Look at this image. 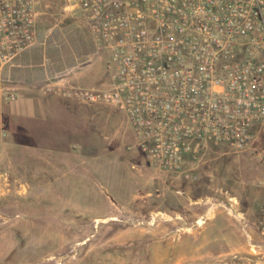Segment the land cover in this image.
Listing matches in <instances>:
<instances>
[{"label": "rangeland", "instance_id": "obj_1", "mask_svg": "<svg viewBox=\"0 0 264 264\" xmlns=\"http://www.w3.org/2000/svg\"><path fill=\"white\" fill-rule=\"evenodd\" d=\"M79 102L90 177L70 179L68 155L61 178L37 160L48 128L26 156L0 151V264H211L239 244L230 218H264V123L244 150L211 147L174 175L147 162L122 110Z\"/></svg>", "mask_w": 264, "mask_h": 264}, {"label": "built area", "instance_id": "obj_2", "mask_svg": "<svg viewBox=\"0 0 264 264\" xmlns=\"http://www.w3.org/2000/svg\"><path fill=\"white\" fill-rule=\"evenodd\" d=\"M69 1L112 78L70 95L122 110L151 166L181 175L211 147L251 144L264 123V0ZM37 3L0 0L1 66L35 44ZM241 229L244 251L211 264H264V218Z\"/></svg>", "mask_w": 264, "mask_h": 264}, {"label": "crops", "instance_id": "obj_3", "mask_svg": "<svg viewBox=\"0 0 264 264\" xmlns=\"http://www.w3.org/2000/svg\"><path fill=\"white\" fill-rule=\"evenodd\" d=\"M36 9L35 44L19 54L10 65H0V151L5 150L3 153L8 157H12L15 151L26 156L31 153L25 147L32 144L33 130L48 128L52 134L39 138V144L32 150L37 160L47 162L51 159L52 176L61 178L65 172L60 167L61 159L57 157L68 155L73 161L68 159L67 176L70 179L90 177L89 160L85 159V151L80 155L82 147L77 141L83 129L79 115L85 106L70 93L77 89L108 88L112 78L106 68L107 56L99 51L76 3L38 0ZM73 35L79 38L77 42L71 39ZM72 42L77 44L76 52L71 51V58L66 59L69 52L65 50H72ZM62 147L67 150L62 151ZM71 147L74 150L71 151ZM75 160L83 163L78 164ZM80 166L84 168L83 174L79 173ZM230 220L235 229L233 237L239 244L228 252H242L246 242L242 229L237 226L241 227L243 223L254 225L256 221L247 218Z\"/></svg>", "mask_w": 264, "mask_h": 264}, {"label": "bare ground", "instance_id": "obj_4", "mask_svg": "<svg viewBox=\"0 0 264 264\" xmlns=\"http://www.w3.org/2000/svg\"><path fill=\"white\" fill-rule=\"evenodd\" d=\"M201 224L203 223V222H200Z\"/></svg>", "mask_w": 264, "mask_h": 264}]
</instances>
